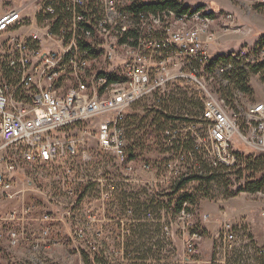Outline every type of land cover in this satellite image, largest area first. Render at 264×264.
Masks as SVG:
<instances>
[{
  "label": "built area",
  "instance_id": "1",
  "mask_svg": "<svg viewBox=\"0 0 264 264\" xmlns=\"http://www.w3.org/2000/svg\"><path fill=\"white\" fill-rule=\"evenodd\" d=\"M128 2L28 0L0 16V192L7 200L27 190L16 188L14 157L34 166L72 158L83 140L67 130L100 115L109 116L99 125L101 147L126 163L127 173H135L127 161L126 111L145 98L165 104L172 83L197 86L205 96L199 121L207 135L200 137L194 130L199 123L168 128L165 148L174 151L166 165L168 173L177 177L186 163L196 165L200 157L236 166V136L264 153V102L242 108L236 86L238 78L252 70L263 73L264 42L242 47L238 57L203 68V61L213 56L209 47L216 43V20L204 19L203 11L136 14L127 9ZM253 5H264V0H253ZM137 22H146L145 41L128 46L131 23ZM79 42H86V49H79ZM91 48H101L102 56H88ZM97 69L125 73V80H102ZM150 168L143 165L144 170ZM33 215L34 207L28 204L0 214V249L6 237L10 246L17 245ZM43 221L50 218L44 216ZM48 233L44 230L42 238ZM78 237H83L80 231ZM194 250L188 241L186 252ZM217 250L223 255L236 253L239 264H253L255 253L264 255V248H254L242 221L222 220Z\"/></svg>",
  "mask_w": 264,
  "mask_h": 264
},
{
  "label": "rangeland",
  "instance_id": "2",
  "mask_svg": "<svg viewBox=\"0 0 264 264\" xmlns=\"http://www.w3.org/2000/svg\"><path fill=\"white\" fill-rule=\"evenodd\" d=\"M27 1L0 0V7L7 6V12ZM178 1L192 8L204 6L202 10L215 17L213 31L217 39L209 47L211 52L222 42L237 44L242 38H252L253 18L262 7L253 5V0ZM242 42L241 48L248 46ZM263 75L264 71L257 70L245 75L253 89L251 84L244 89L236 83L242 108L264 102ZM172 84V94L165 104L156 105L153 98H145L126 111L123 125L127 161L136 170L133 174L127 173L126 163L99 143V125L108 115L67 130L83 140L80 152L72 158L37 166L19 156L13 158L16 188L27 190L11 201L0 192V214L28 204L34 207L35 219L26 226L16 246H10L5 238L0 264H85L83 252L97 255L107 264H239L241 259L236 253L223 255L217 250L222 220L245 222L254 248H264V153L243 144L236 136V166L228 168L200 157L196 165L186 163L181 175L168 173L166 165L174 152L165 148L168 128L199 123L194 130L200 137L207 135L205 124L199 121L205 96L197 86ZM144 164H150V170H144ZM197 171L204 175L211 172L216 177L212 181L189 182L182 192L194 194L195 203L185 204L177 212V195L170 197L167 192L180 177ZM260 181L261 187L253 190ZM44 216L50 221L44 222ZM197 226L199 230L206 228L207 233L200 236ZM47 229L48 235L42 238ZM79 231L82 238L78 237ZM194 233L198 234L196 239L192 237ZM188 241L193 243V253L186 252ZM142 256L145 259H137ZM253 260V264H264V255L255 253Z\"/></svg>",
  "mask_w": 264,
  "mask_h": 264
},
{
  "label": "trees",
  "instance_id": "3",
  "mask_svg": "<svg viewBox=\"0 0 264 264\" xmlns=\"http://www.w3.org/2000/svg\"><path fill=\"white\" fill-rule=\"evenodd\" d=\"M127 9L132 11L133 13H139V12H157L159 10H165V9H171L173 11L181 12L184 14H191L196 11L202 10L204 6H198L197 8H192L189 5H183L178 0H152L149 2H144L142 0H128ZM210 16H213L212 13H209ZM137 35V34H136ZM232 57H238V51L234 53H229L227 55H217L213 58V61L211 62V66L215 65L221 60H229L232 59ZM109 81H117L119 78H115V75H107ZM247 79L246 76H240L237 80V83L243 87L244 89H248L247 87ZM216 175L214 173L204 175L201 171L193 172L191 174L184 175L180 177L175 184L170 188V190L167 192L168 196H175L177 195L176 200V211L180 212L184 209V205L188 203H195V195L188 193V192H182L184 190V187L191 181L196 180H206V181H212ZM263 184V181H260L253 185V190L259 189L261 185ZM80 201V198L78 202ZM142 227H147V224H141ZM199 231V235L207 233V229H198V226L196 228ZM143 238V237H142ZM134 245V244H133ZM146 256H142V258H137L140 260L145 259ZM82 258L85 264H107L103 262L97 255H92L89 252H83ZM114 261V260H113ZM113 264H118L117 262H114Z\"/></svg>",
  "mask_w": 264,
  "mask_h": 264
},
{
  "label": "bare ground",
  "instance_id": "4",
  "mask_svg": "<svg viewBox=\"0 0 264 264\" xmlns=\"http://www.w3.org/2000/svg\"><path fill=\"white\" fill-rule=\"evenodd\" d=\"M194 13H198V11ZM203 17L206 20H214L215 18L213 16H210L209 13L205 11H203ZM145 32H146V22L131 23V29L128 36V46H136V44H138L139 41H145ZM79 49H86V42H79ZM88 56H102V49L101 48L88 49ZM212 61L213 60H210L209 58L203 61V68H212L214 66V65L213 66L210 65ZM110 74L118 76L119 79L117 81L125 80V73L111 72V70L108 69H97V77H102V80L109 81L107 75Z\"/></svg>",
  "mask_w": 264,
  "mask_h": 264
},
{
  "label": "crops",
  "instance_id": "5",
  "mask_svg": "<svg viewBox=\"0 0 264 264\" xmlns=\"http://www.w3.org/2000/svg\"><path fill=\"white\" fill-rule=\"evenodd\" d=\"M20 5H22V4H19V6ZM7 8H8L7 6L0 7V16H2V14L4 12H6ZM257 10H256L257 11L256 16H254V18H253V32L254 33H253L252 38H249L246 40H243V38H242L241 40H239V42H237V44L236 43L232 44V43L222 42L217 47H214L212 49V54L215 56L216 55H227L229 53H233V51H238L239 49H241V44L243 43L242 41H244V43H246L248 46H253L254 44L258 45V44L262 43L264 41V5H262V7H260ZM213 57L214 56L209 57V59L213 60ZM250 84H251V87L253 89L252 83H250L248 81L247 86ZM246 226H247V224H246Z\"/></svg>",
  "mask_w": 264,
  "mask_h": 264
}]
</instances>
